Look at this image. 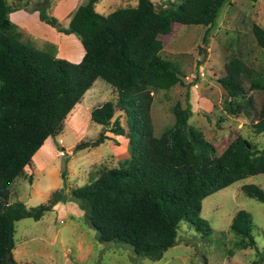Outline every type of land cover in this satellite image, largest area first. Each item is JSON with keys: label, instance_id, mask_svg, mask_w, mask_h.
I'll list each match as a JSON object with an SVG mask.
<instances>
[{"label": "trees", "instance_id": "trees-1", "mask_svg": "<svg viewBox=\"0 0 264 264\" xmlns=\"http://www.w3.org/2000/svg\"><path fill=\"white\" fill-rule=\"evenodd\" d=\"M98 1L80 4L68 26L58 27L80 39L84 54L74 63L22 41L13 29L7 1L0 0V264H18L11 253L14 222L37 221L62 198L60 191H54L46 203L27 208L23 202L8 201L11 183L45 140L63 129L68 113L98 78L116 91L117 101L91 110V120L103 130L95 139L76 145L75 151L102 144L109 139L106 131L126 135L118 119L111 122L115 107L127 116L130 147L126 166L106 169L91 184L70 193L79 200L99 242H122L138 256L159 260L175 244L181 222L204 236L210 234L209 223L200 216L205 197L264 173V149L240 135L212 156L202 132L189 124L188 92L185 106L177 102L173 107V125L160 136L154 135L150 120L152 90L168 89L182 80L178 67L159 55L162 37L172 32L174 24L206 26L204 37L208 36L228 0H178L159 9L152 0H137L135 6L107 15L95 11ZM37 10L41 21L56 26L45 4ZM251 30L264 49V28L252 23ZM225 68L218 82L236 96L241 92L239 66L229 61ZM253 129L264 133V104ZM62 156L64 174L68 156ZM242 189L264 203V191L257 185L244 184ZM230 228L255 244L246 211L235 213Z\"/></svg>", "mask_w": 264, "mask_h": 264}, {"label": "rangeland", "instance_id": "rangeland-1", "mask_svg": "<svg viewBox=\"0 0 264 264\" xmlns=\"http://www.w3.org/2000/svg\"><path fill=\"white\" fill-rule=\"evenodd\" d=\"M6 1L13 29L21 40L51 50L56 57H68L67 52L78 51V58L82 57L79 37L63 34L58 27L66 28L76 8L87 0ZM152 1L159 9L178 0ZM39 4L47 6L46 13L55 18V27L39 19ZM136 4L137 0H99L94 9L107 15ZM252 23L264 28V0H228L208 36L204 37L206 26L174 24L172 32L162 37L159 55L178 67L182 80L168 89L151 92L150 120L155 136L173 125V107L177 102L184 107L188 92L192 110L189 124L202 132L212 148V156L219 155L238 135L264 149V133L253 129L264 104V49L256 43ZM229 61L240 69L241 92L236 96L229 95L218 82L226 74ZM91 90L68 113L63 129L45 140L9 187L8 201L23 202L27 208L46 203L54 191L62 195L61 201L39 220L22 218L14 222L11 253L17 263L264 264V203L246 196L242 189L244 184H255L264 191V173L238 180L205 197L200 216L209 223L210 234L204 236L196 227L181 222L175 244L159 260L136 255L128 244H104L96 239L79 200L72 199L70 193L91 184L106 169L126 166L130 150L127 116L115 107L111 122L118 119L126 135L115 136L106 131L109 139L102 144L75 151L76 145L95 139L103 130V126L91 120L92 108L117 101L116 91L102 79H96L92 94ZM61 151L68 156L64 174L65 156ZM239 210L250 215L255 244L230 228Z\"/></svg>", "mask_w": 264, "mask_h": 264}, {"label": "crops", "instance_id": "crops-1", "mask_svg": "<svg viewBox=\"0 0 264 264\" xmlns=\"http://www.w3.org/2000/svg\"><path fill=\"white\" fill-rule=\"evenodd\" d=\"M23 41V40H22ZM37 48V47H36ZM40 49V48H39ZM79 52L80 51H78L77 53H72V54H70V52H67V55H68V57L67 56H62V55H58V57H60V56H62L63 58L64 57H66V59H68L69 61H71V62H74V63H77V62H79L80 60H81V58L83 57V54H84V49L82 50V57H80V58H78V55H79ZM62 54H64V53H62ZM96 82V80L93 82V84H92V86L89 88V89H92L93 90V85H94V83ZM88 89V90H89ZM92 90H91V94H92ZM87 91V90H86ZM90 95V93L88 94V96ZM83 97H84V94H83V96H82V98L80 99V100H82L83 99ZM77 104V103H76ZM78 105V104H77ZM76 107V106H75ZM93 109V108H92ZM125 146V145H124ZM127 146V145H126ZM128 148H130L129 147V145H128Z\"/></svg>", "mask_w": 264, "mask_h": 264}, {"label": "built area", "instance_id": "built-area-1", "mask_svg": "<svg viewBox=\"0 0 264 264\" xmlns=\"http://www.w3.org/2000/svg\"><path fill=\"white\" fill-rule=\"evenodd\" d=\"M61 154L64 155V151H61Z\"/></svg>", "mask_w": 264, "mask_h": 264}]
</instances>
